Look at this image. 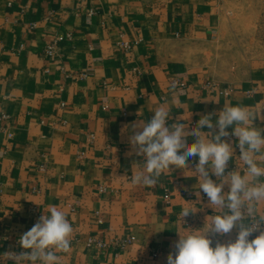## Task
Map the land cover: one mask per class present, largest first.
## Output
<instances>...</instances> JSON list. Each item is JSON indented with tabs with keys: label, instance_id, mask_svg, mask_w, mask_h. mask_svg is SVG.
<instances>
[{
	"label": "crops",
	"instance_id": "crops-1",
	"mask_svg": "<svg viewBox=\"0 0 264 264\" xmlns=\"http://www.w3.org/2000/svg\"><path fill=\"white\" fill-rule=\"evenodd\" d=\"M260 14L251 0H0V254L30 251L19 238L56 205L74 228L60 264H167L176 231L203 228L214 210L202 190L195 202L196 178L175 166L155 187L133 185L140 168L134 164L143 158L129 155L131 129H122L149 122L165 99L169 127L190 112L189 121H180L190 130L225 103L262 109L264 116V57L235 62L229 43L239 38L233 18ZM66 32L72 37L61 42L58 56L43 54L50 35ZM123 41L131 42L128 52ZM80 71L88 72L85 79ZM173 78L186 85L172 90ZM207 80L217 88H203ZM253 123L264 128V120ZM233 127L222 138L234 148L225 174L236 170L240 156ZM194 142L189 135L187 143ZM186 163L194 170L198 156ZM185 206L202 210L183 222L178 214ZM102 231L132 242L123 250L87 248L85 238ZM237 233H209L212 247L234 242Z\"/></svg>",
	"mask_w": 264,
	"mask_h": 264
},
{
	"label": "clouds",
	"instance_id": "clouds-1",
	"mask_svg": "<svg viewBox=\"0 0 264 264\" xmlns=\"http://www.w3.org/2000/svg\"><path fill=\"white\" fill-rule=\"evenodd\" d=\"M175 88L172 84L171 89ZM169 104L167 99L160 103L149 122L136 121L122 129L125 132L131 129L129 155L143 158L134 164L140 168L130 177L133 185L155 187L162 174L171 172V166H175L186 177L196 178L195 202H200L199 190H202L208 198L207 206L214 210V215L205 218L203 228L176 231L179 236L176 251L169 253L167 264H264V211L261 210L264 206V128L253 123L256 118L264 120L262 109L256 111L249 106L225 103L218 113L202 115L189 130V124L180 121H189L190 112L170 127L166 126L171 119ZM213 115L218 116L215 122ZM205 126L211 131H203ZM229 126H234L231 135L238 139L240 156L235 158L236 170L225 174L229 160L234 158L233 145L222 139L230 135ZM189 135L195 137L194 143H187ZM195 156L198 163L194 170H189L186 162ZM199 210L202 208L185 206L178 215L184 222L185 217ZM47 211L18 240L23 249L30 251L2 253L0 264H7L9 260L14 264H60L61 254L71 251L74 228L67 213L58 206L49 205ZM234 228H238L234 242H218L212 247L209 233L222 236ZM254 232L259 234L249 239ZM143 246L144 243L138 250Z\"/></svg>",
	"mask_w": 264,
	"mask_h": 264
},
{
	"label": "built area",
	"instance_id": "built-area-1",
	"mask_svg": "<svg viewBox=\"0 0 264 264\" xmlns=\"http://www.w3.org/2000/svg\"><path fill=\"white\" fill-rule=\"evenodd\" d=\"M10 3V2H9ZM95 13V10L91 7L86 8L85 14L86 16L90 17ZM45 18H48V16H45ZM31 26H34V23L31 24ZM72 37L70 32H66L65 34H52L50 35L42 48L43 54H45L49 58H53L59 55L60 53V44L65 39H70ZM121 47L125 52H128L131 48V42L129 41H123L121 42ZM88 75L87 71H80L78 74L79 79H85ZM172 84H175L176 87H184L186 85L185 81L180 78H173ZM217 83L213 80H207L203 83L202 87L207 90H213L217 88ZM226 92V91H225ZM64 103H61L63 105ZM1 117H7L6 114H2ZM62 122H65L63 119ZM9 137H11V133L8 134ZM94 138L93 134H89V139L92 141ZM80 157V155H79ZM196 164H194L195 166ZM39 169L44 170L45 165L41 164L39 166ZM104 188L100 187V191H102ZM31 190L35 191L37 190L35 186L31 187ZM70 208L73 210L74 206L69 204ZM93 215L97 221L98 224L104 223V218L100 210H95L93 212ZM259 233L254 232L249 239H254L255 236H257ZM237 237V236H236ZM132 242V238L130 236H111L107 234L106 232L102 231L101 233L89 235L85 238V246L87 248H93L97 250H106L108 248H114L118 250H123L126 248L127 245H129Z\"/></svg>",
	"mask_w": 264,
	"mask_h": 264
},
{
	"label": "rangeland",
	"instance_id": "rangeland-1",
	"mask_svg": "<svg viewBox=\"0 0 264 264\" xmlns=\"http://www.w3.org/2000/svg\"><path fill=\"white\" fill-rule=\"evenodd\" d=\"M259 5V18H233L234 30L239 38L230 39V60L244 61L251 57H264V0H251ZM241 61V62H242Z\"/></svg>",
	"mask_w": 264,
	"mask_h": 264
}]
</instances>
